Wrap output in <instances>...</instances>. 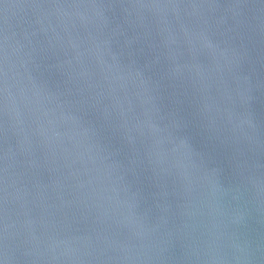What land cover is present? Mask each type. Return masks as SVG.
<instances>
[{"label":"water","instance_id":"water-1","mask_svg":"<svg viewBox=\"0 0 264 264\" xmlns=\"http://www.w3.org/2000/svg\"><path fill=\"white\" fill-rule=\"evenodd\" d=\"M0 264H264V0H0Z\"/></svg>","mask_w":264,"mask_h":264}]
</instances>
